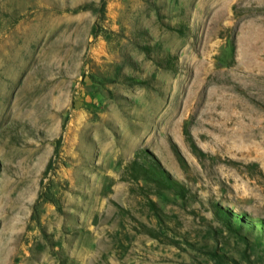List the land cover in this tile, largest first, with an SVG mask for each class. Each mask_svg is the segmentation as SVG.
Wrapping results in <instances>:
<instances>
[{
	"label": "rangeland",
	"instance_id": "1",
	"mask_svg": "<svg viewBox=\"0 0 264 264\" xmlns=\"http://www.w3.org/2000/svg\"><path fill=\"white\" fill-rule=\"evenodd\" d=\"M0 264H264V0H0Z\"/></svg>",
	"mask_w": 264,
	"mask_h": 264
}]
</instances>
